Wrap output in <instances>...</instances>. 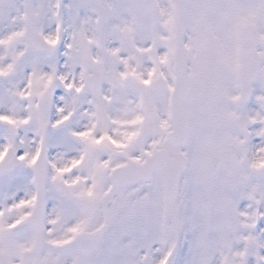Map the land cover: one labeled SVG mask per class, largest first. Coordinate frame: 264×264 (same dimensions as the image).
I'll use <instances>...</instances> for the list:
<instances>
[{"label":"snow or ice","instance_id":"6c2138e0","mask_svg":"<svg viewBox=\"0 0 264 264\" xmlns=\"http://www.w3.org/2000/svg\"><path fill=\"white\" fill-rule=\"evenodd\" d=\"M0 264H264V0H0Z\"/></svg>","mask_w":264,"mask_h":264}]
</instances>
